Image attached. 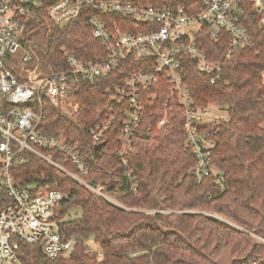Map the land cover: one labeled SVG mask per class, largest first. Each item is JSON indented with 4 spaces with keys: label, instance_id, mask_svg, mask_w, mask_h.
I'll use <instances>...</instances> for the list:
<instances>
[{
    "label": "trees",
    "instance_id": "1",
    "mask_svg": "<svg viewBox=\"0 0 264 264\" xmlns=\"http://www.w3.org/2000/svg\"><path fill=\"white\" fill-rule=\"evenodd\" d=\"M242 7L236 20L249 35L243 48L226 60L224 34L199 41L206 57L221 63L220 80L211 83L189 57L182 58L180 68L194 107L215 103L226 112L225 119L201 126L215 142L209 162L221 172L222 184L209 176L197 180L190 172L198 158L187 147L183 107L165 73L141 91L142 129L131 137L132 149L117 154L124 146L118 135L128 104L110 94L124 85L132 68L149 70L150 64L125 60L106 77L77 81L73 94L78 109L71 115L42 100L38 131L76 144L86 173L63 162L80 182L32 152L11 167L21 189L55 187L63 192L56 216L60 234L76 239L68 254L55 259L38 246L20 242L24 264H264V27L251 2ZM35 20L36 27H46L41 56L52 72L67 68L68 50L81 59L105 57L83 11L63 24L43 14ZM112 114L113 121L95 143L90 128ZM101 142L105 145L96 150ZM39 149L59 159L57 150ZM96 190L104 196L116 193L117 200ZM10 201L0 190V209ZM75 208L80 215L69 217ZM87 241L97 250L91 252Z\"/></svg>",
    "mask_w": 264,
    "mask_h": 264
},
{
    "label": "built area",
    "instance_id": "2",
    "mask_svg": "<svg viewBox=\"0 0 264 264\" xmlns=\"http://www.w3.org/2000/svg\"><path fill=\"white\" fill-rule=\"evenodd\" d=\"M244 2L253 4L259 24L264 27V0H0V190L11 197L10 203L0 209V264H24L19 257L20 242L38 246L50 259L66 255L73 248L76 239L62 238L56 218L63 192L55 187L21 189L14 183L11 167L24 161L25 152H32L82 182L63 166V162L70 161L77 171L86 173L78 146L37 129L44 117L42 100L71 114L65 101L74 100L77 81L106 77L125 60L150 64L149 70L132 68L124 85L110 94L128 104L127 120L118 135L124 146L117 154L131 150V137L142 129L141 91L165 73L183 107L187 147L198 158L190 172L197 180L209 176L217 185L222 184L221 172L209 162L215 142L201 126L225 119L226 112L215 103L194 107L180 68L182 58L189 57L201 72L209 75L211 83L222 78L221 63L208 59L199 41L204 36L216 40L224 34L226 60L235 49L243 48L249 35L236 15L242 12ZM82 11L87 14L92 36L105 49V57L81 59L68 50L67 68L43 73L44 67L31 48L32 23L43 14L53 23L63 24ZM111 16L123 19L118 21ZM261 78L264 82V70ZM219 107L224 112L217 114ZM115 115L90 128L95 143ZM39 148L57 150L59 159L53 160ZM90 242H86L88 249L96 251Z\"/></svg>",
    "mask_w": 264,
    "mask_h": 264
},
{
    "label": "rangeland",
    "instance_id": "3",
    "mask_svg": "<svg viewBox=\"0 0 264 264\" xmlns=\"http://www.w3.org/2000/svg\"><path fill=\"white\" fill-rule=\"evenodd\" d=\"M39 18V17H38ZM37 18V19H38ZM33 29L31 30V34H32V41H31V48L33 49L34 53L36 54V56L39 58V62H40V65L44 67V70H41L43 73H46V72H51V68L45 63V61L42 59V51L44 49V30L46 29L45 26H43L44 24H41V25H37V21L35 20L33 23ZM47 66V67H45ZM73 98L74 100H66L65 101V108L69 111L70 113H75L76 110H75V107L77 106L78 107V101H77V98L76 96L73 94ZM54 105V104H53ZM56 106V105H55ZM61 109L60 106H57ZM61 111H63L61 109ZM224 111L219 107V109L216 108V113L219 114V113H223ZM69 114V115H71ZM108 199H110L111 201H116L117 200V194L116 193H111V194H107L106 195ZM81 211L80 209L78 208H75V209H72L69 213V217L71 216H78L80 215ZM216 217L220 218V219H223V220H226L228 221L229 223L233 224L228 218H226L225 216L223 215H218V214H214ZM90 244L92 245L93 249H95V245L90 242ZM249 264V263H248Z\"/></svg>",
    "mask_w": 264,
    "mask_h": 264
},
{
    "label": "water",
    "instance_id": "4",
    "mask_svg": "<svg viewBox=\"0 0 264 264\" xmlns=\"http://www.w3.org/2000/svg\"><path fill=\"white\" fill-rule=\"evenodd\" d=\"M104 145H105V142L98 143L95 145V149L98 150L99 148H101Z\"/></svg>",
    "mask_w": 264,
    "mask_h": 264
}]
</instances>
